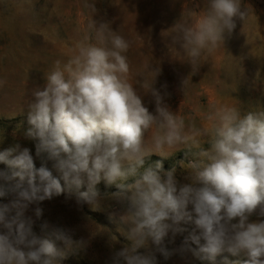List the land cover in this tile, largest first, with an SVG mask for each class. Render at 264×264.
I'll return each instance as SVG.
<instances>
[{"label": "clouds", "instance_id": "1", "mask_svg": "<svg viewBox=\"0 0 264 264\" xmlns=\"http://www.w3.org/2000/svg\"><path fill=\"white\" fill-rule=\"evenodd\" d=\"M247 15L242 0H205L191 21L181 15L171 27L172 44L196 70ZM88 29L67 62L56 61L32 92L25 136L36 141L41 166L19 145L0 151V164L7 166L0 169V198L12 197L0 203V264H62L83 241L60 228L40 237L25 213L73 190L78 205L93 209L101 202L96 186L102 180L117 189L109 219L126 225L129 241L114 253L113 264H157V252L165 259L172 255L165 246L169 233L174 238L185 232L181 253L214 262L227 252L245 256L243 264H264V219H250L264 217V111L241 115L220 107L208 117L211 131H186L152 84L142 87L155 98V115L129 83L128 42L105 23ZM201 135L209 137L207 148H200ZM180 145L193 156L187 159L188 183H179L176 166H145L151 155L167 158L161 153ZM193 147L199 151L192 153ZM41 215L36 207L35 216Z\"/></svg>", "mask_w": 264, "mask_h": 264}, {"label": "rangeland", "instance_id": "2", "mask_svg": "<svg viewBox=\"0 0 264 264\" xmlns=\"http://www.w3.org/2000/svg\"><path fill=\"white\" fill-rule=\"evenodd\" d=\"M205 0H0V151L19 145L27 148L39 168L42 159L36 156V141L26 138V111L32 92L45 83L44 76L56 61L63 65L73 54L74 43L89 31L88 25L105 23L110 32L129 44L124 55L129 64L128 81L133 85L149 112L156 114L155 98L142 84H152L171 112L182 117L186 131H211L208 117L220 107H234L241 115L264 111V0H242L247 8L246 20L236 21V28L221 46L193 70L182 51L172 44L177 20L191 21L202 11ZM185 82L183 83V81ZM151 130L146 134L150 140ZM208 136L197 137L200 148H207ZM199 151L193 147L192 153ZM187 146L165 149L151 155L146 165L161 162L163 169L176 166L179 183L185 179ZM52 169V162L47 161ZM0 169L7 166L0 164ZM54 175L58 173L53 170ZM131 182V180H130ZM63 185V181H61ZM101 202L91 209L78 205L75 190L51 200L32 204L25 215L34 221L33 231L47 237L60 228L74 241L62 264H113L114 253L129 244L127 227L109 219L117 205L111 193L115 185L103 180L96 186ZM86 190L81 188V191ZM11 196L0 198L8 203ZM42 215L35 216V208ZM251 220L264 219L253 215ZM236 222V221H234ZM47 227H43V225ZM191 230L192 226H185ZM188 232L172 234L165 246L172 252L165 259L156 253L157 264H243V255L224 252L216 260L194 257L179 251ZM57 246L63 248L62 242ZM143 252L144 250H139Z\"/></svg>", "mask_w": 264, "mask_h": 264}]
</instances>
